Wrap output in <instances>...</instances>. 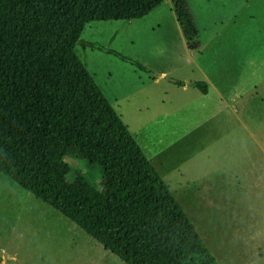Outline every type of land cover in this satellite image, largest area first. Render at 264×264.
Segmentation results:
<instances>
[{"label":"rangeland","instance_id":"obj_1","mask_svg":"<svg viewBox=\"0 0 264 264\" xmlns=\"http://www.w3.org/2000/svg\"><path fill=\"white\" fill-rule=\"evenodd\" d=\"M187 2L198 33L193 50L171 0L141 19L84 27L81 41L114 49L151 73L81 44L75 52L218 264H264V158L254 164L260 152L252 140L264 147V0ZM197 81L207 83V94L190 85ZM74 154L65 160L101 190L99 169ZM0 259L126 264L2 173Z\"/></svg>","mask_w":264,"mask_h":264},{"label":"trees","instance_id":"obj_2","mask_svg":"<svg viewBox=\"0 0 264 264\" xmlns=\"http://www.w3.org/2000/svg\"><path fill=\"white\" fill-rule=\"evenodd\" d=\"M163 1L0 0V173L126 264H218L75 52L81 44L151 73L80 35L90 22L141 19ZM171 2L188 48H198L187 0ZM71 150L99 169L101 190L65 160Z\"/></svg>","mask_w":264,"mask_h":264},{"label":"crops","instance_id":"obj_3","mask_svg":"<svg viewBox=\"0 0 264 264\" xmlns=\"http://www.w3.org/2000/svg\"><path fill=\"white\" fill-rule=\"evenodd\" d=\"M181 87H185L184 85H182ZM197 89V88H196ZM203 94V93H202ZM205 94H207V93H205ZM172 116V115H171ZM252 140L254 141L253 143L255 144V146H256V148H257V150L260 152V155L259 156H257L256 157V162L254 163V164H256L257 162H258V159H259V161L260 162H263V158H264V147L259 143V141L257 142V139H255V138H253L252 137ZM181 154H183V153H181ZM180 157H181V162L182 161H186V157H184L183 155H180ZM195 173V172H194ZM187 175V174H186ZM186 175H184V176H186ZM222 177V176H221ZM213 179L215 180V181H217V179H216V176L215 177H213ZM233 181V180H232ZM185 183H191V180H188V181H186ZM194 183H197L196 181L194 182ZM211 183H212V180H211ZM236 183H241L240 182V180L239 179H236ZM242 183H244V182H242ZM186 214V213H185ZM187 215V214H186ZM188 217V216H187ZM189 218V217H188ZM189 220H190V218H189ZM194 226V225H193ZM196 229V228H195ZM197 230V229H196ZM1 251H3V248H1ZM215 258V257H214ZM215 260H216V258H215ZM217 261V260H216ZM4 262H5V260H2V259H0V264H4ZM218 263V262H217Z\"/></svg>","mask_w":264,"mask_h":264}]
</instances>
